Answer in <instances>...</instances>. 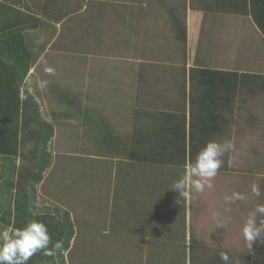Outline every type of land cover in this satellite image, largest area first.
I'll use <instances>...</instances> for the list:
<instances>
[{
	"label": "crops",
	"instance_id": "obj_1",
	"mask_svg": "<svg viewBox=\"0 0 264 264\" xmlns=\"http://www.w3.org/2000/svg\"><path fill=\"white\" fill-rule=\"evenodd\" d=\"M179 1L126 0L125 3L124 0H0V32L9 28H22L24 42L33 58L32 64L18 86L20 93L29 86L31 80H36L35 85L37 86V83L42 81L41 73H45L51 65L55 64L56 59H61L60 55L64 48L60 50L56 41L58 39L66 41V38L69 37V34L67 35L68 26L73 27L77 22L90 25L92 17L98 18L100 11H102V16L109 14L115 16L116 26L120 24L125 26L126 23L131 25L132 23L129 29L138 26L139 23L158 24L162 27L169 24L163 30L165 35L161 37L166 38L168 35L165 40L168 39L169 42L172 37L176 38L175 42L177 39L183 40V28L179 31L176 20L178 18L185 19V41H183L187 43V46H184V49H188L190 35L195 36V42L196 36H198L197 43L202 40L205 34L201 33L204 21L212 22V19H219L225 25V30L228 33L232 28L231 36L226 38L230 44V49L228 45L222 46L221 53L223 55L226 53L232 56V47H235L236 56L237 50H240L241 55L246 56V58L247 56L248 58L255 56L257 52H260L258 59L264 60V36L252 20L251 15L246 14L245 10H236V8L233 9L234 6L230 8L223 5L222 9L217 8L221 9L219 14H213L209 10H216L214 3L209 6L207 4L210 2L207 0H196L194 6L189 5L188 0L178 3ZM231 1L234 4V0ZM145 7L149 10L144 14L151 16L154 22L151 19L148 22L140 21L139 16H143V8ZM85 12L91 16L87 21L83 17L81 18V14ZM79 16L81 21L78 20ZM135 22L136 24H134ZM64 23H67L68 26L63 27ZM151 24L146 27L140 24V31L149 30ZM242 28L247 30L244 36L248 40L240 38L239 42L233 45L232 37L235 36L233 30H236L237 35L241 36L238 32ZM209 35L211 36V34ZM194 50L192 60L195 63L192 64L184 56H182L184 62H179L178 58L169 60L166 55L165 58L160 55L154 59L150 57L151 60L145 61L141 59L143 58L142 53L137 55L132 53L123 55V61H129L128 63L95 66L102 74L100 77L103 79L107 76L109 83L112 81L119 82L121 79V83L125 84L124 87L130 85L131 88H138L144 85L141 83L145 82L147 85L144 86L148 87L149 96L145 102L140 103L137 95H133L137 99L132 96L128 101L122 100L125 107L123 106L119 110L110 109L107 114L104 111L109 139H105L103 134L97 137L101 133V129L97 127L92 130L93 134L85 133L86 137H90L91 143L89 142L85 148L83 146L78 148L88 153L87 159L90 161L88 165L84 166V170L89 172V177L85 184L92 187V189L86 187L88 188L87 191L91 189L92 192H95L93 204L90 207L91 211L88 213L83 211L81 214V212L70 211L68 205L59 201L58 198L49 196V191L45 187L47 179L50 183L54 176L57 177L56 169L64 158L74 157L64 153L63 150L53 148L51 151L48 148L52 153L51 163L42 172L40 181L35 184L36 193H38L39 201L42 203L38 209L50 210L51 207L57 206L63 208L62 210L68 214L73 226V233L69 240L73 243L77 238L74 229H77V226L81 224L77 220V216L85 217L83 235L86 237L83 240V248L87 249L90 264H189L188 252L184 255L181 250L182 248L189 250L192 243L197 245L191 225V232L187 237V223L189 220L190 224L192 220L190 207L192 193H194V200L197 202L198 198L203 199L201 193L205 192L194 191L187 199L181 200L183 210L179 215L183 219L180 220L179 226H184V228L177 229L170 224V213L164 211L169 207V203L166 202L167 197L175 192L170 188L183 175L185 163L194 160L197 152L206 142L216 140L223 143L230 140L229 142L234 145L233 139H230L231 135L228 133L229 128L235 125L236 111L238 110V114L246 117V120L251 123L254 118L246 110L247 106L250 104V100L253 101L260 95H264V79L258 75V71L264 68L263 66L253 67L250 62L237 63V65L232 66L233 68L221 64L219 61L218 65L208 64L207 61H211V57H209L210 53L206 48L203 46L201 49L197 46ZM70 53L71 51H67V54ZM47 54H49V60L42 66L44 70H41V62ZM152 56L154 57V55ZM161 57L163 59H160ZM151 64L160 69L157 71H155L156 68L150 69L153 67ZM203 68L218 71L222 73V76H226L227 80L204 81L202 80L204 74L196 71V69ZM85 71L90 77L92 76L89 67H86ZM98 71H95V75ZM110 71L111 73H108ZM193 71L194 74L190 79V72ZM93 78L92 83L85 84L89 86L87 89L97 87L98 81L95 76ZM171 81L179 83L176 87L175 96L170 90L167 94L163 91L170 85ZM100 84L102 86V82ZM124 87L122 88L124 89ZM90 89L86 91L89 95L83 103H89L96 97L90 95L94 93V90ZM161 91L163 95H157V92L160 93ZM40 94L41 98L44 99L43 91L40 90ZM119 97L122 98V96ZM191 97L194 109L197 108L191 113L198 118L195 124L196 131L193 135L190 133L192 138L189 139ZM32 99L38 105L40 112V102L34 95H32ZM258 100L261 101V99ZM107 101V98H102L100 101H96V106H89L90 110L95 108L91 116L100 114L101 105ZM44 102L46 101L44 100ZM177 103H181L182 107H178ZM72 105L69 104L70 107ZM209 105L214 107H206ZM130 106L131 108H129ZM86 107L85 105L84 108ZM111 110L112 112H110ZM66 113L59 112L56 119L65 120L66 116L68 120L75 119V114L70 109ZM40 115L52 124L54 136L56 128L54 116L47 114V117H44L42 114ZM230 120H232L231 124L229 123ZM260 126L264 127V124H260ZM183 128L185 129L183 130ZM96 145L100 147H95ZM86 149L90 151H86ZM191 150L196 152L192 159L189 155ZM74 151L76 150L74 149ZM56 153L63 154L58 157L54 156ZM76 154L79 155L78 152ZM0 157L2 156L0 155ZM222 160L223 165L214 177L217 187L212 188L208 194H217V190H219L218 180L226 178L228 180L229 176L236 172L233 170L236 165L235 153H225ZM104 161H107L105 162L107 166L103 163ZM248 165L245 164L244 166ZM105 171L107 172L106 175H104ZM99 172L101 177H99ZM91 175L97 176L91 178ZM220 175L224 177H220ZM228 184L229 186L235 185V181H229ZM108 185L112 191L109 190V193L104 196L102 190ZM116 185L119 187L118 192L115 193ZM68 194H70L69 189ZM173 195H177V193ZM59 212L62 213V211ZM92 218L96 220L93 219L91 223ZM205 230L203 229V231ZM203 231L200 230L199 234L202 235ZM204 238L201 236V240H203L201 245L208 248L204 264H218L219 261V264H224V261L221 262V255L217 254L216 249H220L219 246H208V242ZM101 248H106L107 251H102L101 263H98ZM111 249L113 251L108 252ZM222 253L224 252L222 251ZM213 254H217V256H213ZM95 256H97L96 263H94Z\"/></svg>",
	"mask_w": 264,
	"mask_h": 264
},
{
	"label": "rangeland",
	"instance_id": "obj_2",
	"mask_svg": "<svg viewBox=\"0 0 264 264\" xmlns=\"http://www.w3.org/2000/svg\"><path fill=\"white\" fill-rule=\"evenodd\" d=\"M125 1L126 0H124V2ZM184 1L187 2L186 0ZM207 1L210 2L209 4H207L209 6L214 3V7L216 8V10H209V12L212 11L213 14H219L224 6L230 8L234 6L233 9L236 8V10L245 9L244 4L242 3L243 0H241V2L238 0H234V4L231 0ZM180 2H183V0H180L178 3ZM195 3L196 0H188L189 5L194 6ZM219 7L221 8L220 10L217 9ZM149 8H151L150 5ZM149 8H143V16H139L140 21L148 22L149 19L152 20L151 16L144 14L148 12ZM206 10L208 11V9ZM82 17L87 21L91 16L88 14V12H85L84 14H81V18ZM78 20L81 21L80 16L78 17ZM212 20V22H208V20L203 22L201 33L205 34L201 41H198L197 43L198 36H196L195 42V36L190 35V37L188 38L189 50L184 49V46H187V43L184 42L185 19L178 18L176 20V25L179 26V31L183 28L184 40L181 41L180 39H177V42H175L176 38L174 39V37H172L170 42L168 39L166 41L165 39L168 37V35L166 38H161L165 35V33H163L165 26L168 27L169 24H164L165 26L162 27V25L158 24L139 23L138 26L129 29L132 23L130 25L125 22V26L123 24L116 26L115 16L111 14H109L108 16H102V11H100L98 18H96V16L92 17V23L90 25H85V23L83 24L77 22L72 27L68 26L67 23L63 24V27L68 26L67 35L69 34V37L66 38V41H60L59 39L56 41L58 42L57 47H59L60 50L64 48L60 55L61 59H56L55 64L51 65V67H54H50V69L53 70L52 73H49L48 71H46L45 73H41L42 81L48 82L46 89L43 90L44 99L41 98L42 96L40 94V89L35 85L37 82L36 80H31V83L28 84L29 88L26 87L28 91L29 89H31L30 93L36 96V98L40 102V114H42L44 117H47V114L48 116H54V119L56 120L55 134L51 138V140L48 141L47 147L50 150L53 148L63 150L64 153L70 154L74 157H66L59 163V166L56 169L57 177L54 176L55 180L51 179L49 183V179H47L45 187L46 190L49 191V196L55 199L58 198L59 201L68 205V209L70 211L73 210L75 212H81V214L83 213V211L84 213H88V211H91L90 207L91 204H93L92 200L95 192H92V187L86 186L85 183L89 177V172L84 170V166L89 164L90 159H87L88 153H86L83 149L78 148L80 146H83V148H85L90 142V137H86L85 133L90 132L91 135L93 134L92 130L97 127L101 129V133H99L97 137L103 134L105 139H109L108 127L105 121L106 116H104L103 114L104 111L107 114L110 109L116 108L117 110H119L123 106L125 107V103H123V101L130 100L133 95H137L138 102L140 103L145 102L149 96V89L148 87L144 86L147 85L145 82L141 83L144 84L142 85L143 87L139 86L138 88H131L130 85L124 87L125 84L121 83V79L119 80V82L112 81V83H109L107 81L108 79L106 78L107 76L103 77V79L102 77H100V75L102 76V74L97 70L95 66H99L102 64L120 65L122 63H126L127 61H123V55H130L132 53H135V55H137L138 53H142L143 58L141 59H144L145 61L151 60L150 57L154 59L160 55L165 58L166 55V57H169V60H175L178 58L179 62H184L182 58V56H184L185 58H187L186 60H188V62L192 64L195 63V61L192 60L194 56L193 52L195 51L194 48L198 46V48L203 49L204 46L208 53H210L209 57H211V61H207L208 64L218 65L219 61L221 64L223 63L232 67L237 65V63L250 62L252 63L253 67H264V60L258 59L260 52H257L255 56H251L249 58L247 56V59L246 56L241 55L242 52L240 50H237L236 56V48L232 47V56H229L226 53L223 55V53H221V50L223 49L222 46L228 45L230 49V44L228 43L226 38L229 35L231 36L232 28H230L228 33L227 30H225V25L221 20ZM152 22L154 21L152 20ZM134 24H136V22ZM140 24L144 27L151 24V28L149 30L147 29V31L142 32V30L140 31ZM246 31L247 30L245 28H242V30L238 32L241 36H238L237 31L233 30V34L235 35L234 37H232L234 40L233 45H236L239 42L240 38L242 40H248V38L244 36ZM209 34H211L212 37ZM64 44H66V47H64ZM67 51H71V53L67 54ZM48 55L49 54H47V56L45 55L43 61L41 62V70H44L42 66L46 61L49 60ZM152 55H154V57ZM162 57L160 59H163ZM230 63L231 65H229ZM152 66L153 67H151L150 69L156 68L155 71L160 69L157 66ZM86 67H89V69L91 70V77L85 71ZM95 71H98L96 75L99 78L96 77ZM35 72L37 74V71ZM108 73H111V71ZM212 73V75L216 76L221 75V73L218 72ZM258 73V75L262 77V79H264V68L259 70ZM117 74H119V72H117ZM94 76L98 81V85L96 88L89 89L94 90V93L90 95H95L96 97H94L93 101L91 100L89 103H83V101L86 100L85 98H87L89 95L86 92L87 90H89L87 89V87L89 86H86L85 84L89 82L92 83L94 80ZM99 82H102V86ZM177 85H179L177 81H171L170 85L163 89V91L167 94L170 90V92L175 96ZM71 87L76 89H73ZM122 87H124V89ZM157 95L162 96V91L160 93L157 92ZM119 96H122V98H120ZM102 98L108 99L107 102L101 105L102 111L99 112L100 114L91 116V113L95 108L93 107V109L90 110L89 106H94L96 104V101H100ZM258 99H261V101ZM44 100L46 102H44ZM161 100L163 101V99ZM179 101L181 102V100ZM69 104H73V107H70ZM85 105L87 106L86 108H84ZM177 105L178 107H182L181 103H177ZM206 107L214 106L209 105ZM71 108L74 109L72 110ZM129 108H131V106ZM69 109L75 114V119L68 120L67 116L65 117V120L59 118L56 119V115L59 112L66 113V111ZM246 110L253 116L252 118H254L251 123L246 120V117L238 114L237 110L235 125L234 127L229 128L228 133L231 135L230 139H233L232 142H234V145L233 149L230 151L232 153L226 152V154L235 153L236 165L233 170L236 172L230 175V178L228 180H226L227 178L224 180L219 178L221 181L218 180L219 190H217V194H208L211 192L212 188L217 187L215 178L211 180L212 187H205L203 191L205 193H201L203 199L198 198V201L196 202L194 200L195 195L194 193H192V211L195 212V214L192 215V218L196 220L193 232L198 246H200L203 241L201 240V236L205 237L204 240L208 242V246L210 247H214V245L219 244L223 247L228 248L239 247L240 245H243L245 247V245L247 246V244L249 243L243 238L242 227L247 220L249 213H251L256 208V206L259 204L258 202H260L261 199V197L257 198L258 196L251 192V190L248 189L247 186L253 188V186L256 184L255 181H257L258 179L256 177H258L259 175H264V127L260 126V124H264V95H260L253 101L250 100V104L247 106ZM110 112H112V110ZM231 122L232 120L229 121L230 124ZM95 147L100 146L96 145ZM74 149L76 151H74ZM86 151L90 150L86 149ZM76 152H78L79 155L76 154ZM62 154L63 153H56V155L54 156L59 157ZM1 158L2 157H0V169L3 172L0 170V173H4L6 172L8 166L7 159L4 157V159L1 160ZM19 161L20 160L18 158L16 161L17 165L20 164ZM105 162L107 161H104L103 163ZM245 164L249 165L244 166ZM105 165L107 166V163H105ZM106 174L107 172L105 171L104 175ZM4 175L5 174H2V176ZM99 175V177H101L100 172ZM96 176L97 175H91V178H95ZM4 177L1 179L2 184L0 185V225H8L9 223L15 222V225L17 227H23L24 224L29 220L37 219L46 223L47 226L49 223L54 225L56 228L63 226L56 221L57 218L63 219L62 213L59 212L60 214L58 213V215H53V213L57 211L64 212L62 210L63 208H61L60 206H49L51 207L50 210L45 208L38 209L42 206V203L39 201L38 193H36V185L32 186L34 192H32L31 194L29 193V199L25 202L26 204L24 203L23 196L21 195L16 198V202L13 204L12 200L14 197V188L11 189L10 179L8 180L6 176ZM220 177L224 176L220 175ZM233 180L235 181V184H239V186L247 182L248 184L247 186H244V188H246L249 193L247 194L239 192V188L235 189V187L229 186V181ZM257 182V188L261 189V185H263V183L259 180ZM116 186L117 187L114 188L115 193L118 192L119 187L118 185ZM86 187L91 188L90 191H87L88 188ZM68 189L70 191V194H68ZM109 190L112 191L110 186L108 185L105 187V189L102 190V194L106 196L109 193ZM173 194H176V192L171 193L167 197L166 202L169 203V207L164 209V211L170 213V220H168L170 221V224L173 228L183 229L184 226H179L180 220L183 219V217H180L179 215L183 210L181 206V198L178 196V194ZM234 194H240L244 196L245 199H235ZM21 198L23 199V201H21L20 203L19 201ZM252 198H254L255 201H253ZM251 203L255 205L250 207L252 205ZM68 209L66 210L68 211ZM93 219L94 218L91 219V223L93 222ZM260 219L261 217L258 216L257 221L259 222ZM77 220L81 223L77 226V229H74L77 233V238L74 243L69 241L68 249L66 251L64 249L62 253L58 252L53 256H44L42 253H37L28 261V264H60V260H62L64 264H90L91 261L87 254V249L83 248V240L86 237L85 235H83V228L85 226L84 223H86V219L84 216L78 215ZM215 228L216 230H214ZM203 229L206 230L203 231ZM200 230L203 231L202 235L199 234ZM190 232L191 228L188 220L187 237H189ZM63 239L64 235L60 236V234L57 233V237H54L53 242H55L56 240L63 241ZM103 250H106V248H101L98 256V263H101ZM111 251H113V249L109 250L108 252ZM181 251L184 255L188 252V250H186L185 248H182ZM203 255L204 254H200L199 256H197V258L199 259ZM241 255V253L237 254V258H239ZM258 257V255L254 256L253 260H255L252 261V264H264V258L261 257V259L259 260ZM96 260L97 256L94 257V263H96ZM240 262H238V264H240Z\"/></svg>",
	"mask_w": 264,
	"mask_h": 264
},
{
	"label": "trees",
	"instance_id": "obj_3",
	"mask_svg": "<svg viewBox=\"0 0 264 264\" xmlns=\"http://www.w3.org/2000/svg\"><path fill=\"white\" fill-rule=\"evenodd\" d=\"M238 1L241 2V0ZM242 3L245 6V13L251 15L252 20L264 36V0H243ZM32 62L33 58L24 42L22 28H9L0 32V155L3 159L4 157L7 159L8 165L6 172L0 173V185L2 184L1 179L4 176H6L8 180L10 179L11 189L14 188L13 204L20 195L23 196L24 203L28 201L29 193L31 194L34 192L32 186L40 181L42 172L49 167L52 160V153L48 150L47 143L53 136L54 128L51 123L42 118L38 105L33 101L32 95L28 90L24 88L23 92L20 93L18 87ZM197 70L200 71L202 75L204 74L202 78L204 81L215 82L217 80H227V77L222 76V73L220 76H212V72L217 73L218 71L207 68L196 69V71ZM193 74L194 71L190 72V79ZM22 94L27 98L22 100ZM196 109H194L191 97L189 139L192 138L193 133L196 131L195 124L198 116L191 113V111ZM184 129L185 128H183V130ZM195 154V151H189L191 159ZM18 158L20 164L17 165L16 161ZM2 174L5 175L2 176ZM256 178H258L257 181L259 180L263 183L261 189H259L262 192L259 191L261 195L257 198L261 197V199L258 203L264 204V175H259ZM257 181H255V187H258ZM247 184V182L243 183L241 186H239V184H233L231 187H235V189L239 188V192L248 194L249 191L244 188ZM247 187L253 192V188ZM23 199L21 198L19 202L21 203ZM252 200L255 201L254 198H252ZM251 204L250 207L255 205L253 203ZM190 207L192 211V203ZM58 213L59 211L55 212V215H58ZM65 213V211L62 212L63 219L60 218L62 220L56 219V221L63 226L56 228L49 223L48 229L52 240L54 237H57V233L60 234V236L64 235V249L67 250L69 240L73 233V226L68 218V214ZM191 214L194 215L195 212L192 211ZM195 224L196 220L192 218L190 222L191 227L194 228ZM218 246L220 249H216L218 251L217 254L220 255L222 251L226 253L229 257L228 264H238L240 261V264H252V261L255 260H253V258L256 255L259 256V260L261 257L264 258V244L259 243V241L253 242L251 247L249 243L247 246L245 245V247L240 245L239 247L224 248L220 244ZM207 250L208 248L202 245L197 246L196 243H192L188 250L189 264H204L206 262ZM239 253L242 255L237 258V254ZM200 254L204 255L198 259L197 256ZM217 254H213V256H217ZM221 262L223 263L222 260ZM59 263L64 264L62 260H60ZM217 263L219 264L220 261Z\"/></svg>",
	"mask_w": 264,
	"mask_h": 264
},
{
	"label": "clouds",
	"instance_id": "obj_4",
	"mask_svg": "<svg viewBox=\"0 0 264 264\" xmlns=\"http://www.w3.org/2000/svg\"><path fill=\"white\" fill-rule=\"evenodd\" d=\"M47 71L52 73L53 70L49 68ZM47 83V81H39L37 87L43 91ZM26 98L23 94L21 95L22 100ZM232 147L229 141L206 142L197 152L195 159L185 163L183 175L172 184L170 189L178 194L180 200H183L187 199L193 191L203 192L205 187H212L211 180L223 165L222 157ZM253 193L260 195L259 189L255 186ZM234 198L245 199L240 194H234ZM258 216L261 217L259 222H257ZM242 235L244 240L249 242L250 247L257 241L264 244V204H258L249 213L242 227ZM63 250L64 242L61 240L53 242L47 224L41 220H29L23 227H17L15 222L0 225V264H28V261L37 253L53 256L58 252L62 253ZM220 255L224 264H228V255L226 253Z\"/></svg>",
	"mask_w": 264,
	"mask_h": 264
}]
</instances>
